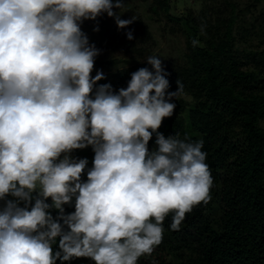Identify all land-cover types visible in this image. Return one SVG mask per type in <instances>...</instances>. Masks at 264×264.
Wrapping results in <instances>:
<instances>
[{"label": "clouds", "instance_id": "1", "mask_svg": "<svg viewBox=\"0 0 264 264\" xmlns=\"http://www.w3.org/2000/svg\"><path fill=\"white\" fill-rule=\"evenodd\" d=\"M123 6L0 0V264H137L162 242L169 214L179 231L187 213L211 200L203 141L158 131L183 91L179 80L168 91L161 59L148 56L152 70L131 73L118 92L97 86L102 71L91 75L100 50L81 25L106 13L125 29L136 18L121 19L114 9ZM89 146L95 155L83 181L88 160L70 154Z\"/></svg>", "mask_w": 264, "mask_h": 264}, {"label": "trees", "instance_id": "2", "mask_svg": "<svg viewBox=\"0 0 264 264\" xmlns=\"http://www.w3.org/2000/svg\"><path fill=\"white\" fill-rule=\"evenodd\" d=\"M142 1L148 2L147 11L155 21L166 22L162 32L173 21L177 27L171 25V34H187L185 50L162 65L169 74L168 91L175 92L179 80L183 84L180 94L190 96L193 102L186 107L181 101H169L176 107L158 131L165 137L178 134L182 140H202L213 185L211 200L187 213L179 231L170 229L171 214L165 218L162 242L137 264H264V37H260L262 49L251 42L259 38V29L264 30V22L258 21L264 13L247 20L248 14L257 11L260 0H210L206 10L196 13L188 9L181 15L170 12L178 0ZM134 17L125 29L111 27L100 17L105 41L114 45L127 42L135 52L146 50L143 48L154 38L141 16ZM129 31L132 40L127 39ZM193 39L198 41L195 47ZM239 42L249 46L245 53L237 47ZM117 64L118 57L113 54L95 58L97 67L116 68L97 86L111 84L115 92L127 87L131 73L139 68L117 69ZM155 139L153 133L150 151L156 147ZM70 155L88 160L81 177L86 181L95 155L92 148L76 149ZM3 204L0 201V207ZM64 209L66 214L74 212V202L65 204ZM50 212L54 218L58 215L55 209ZM58 243L59 238L54 250H58ZM65 264L94 262L79 258Z\"/></svg>", "mask_w": 264, "mask_h": 264}, {"label": "rangeland", "instance_id": "3", "mask_svg": "<svg viewBox=\"0 0 264 264\" xmlns=\"http://www.w3.org/2000/svg\"><path fill=\"white\" fill-rule=\"evenodd\" d=\"M209 1L210 0H178L173 3V7L170 12L174 15H181L188 9H193L196 13H199L202 9H207ZM223 1L224 0H216L215 2L218 3ZM147 8L148 2L142 0H125L124 6L121 9H114V11H117L121 17H126V15H128L129 19H131L135 16V14L141 16L143 22L146 24L148 30L152 33V37L154 38L149 47L143 48L146 49L143 51L135 52L127 42L114 45L105 41L107 38H104V34H102L103 29L100 27L99 18L103 17L106 19V21L110 23L111 27V24L116 25L114 18L108 17L106 13L98 17L96 21H84L81 25V30L87 35L89 43L94 44L95 47L100 50V54L97 57L101 55L109 56L110 54H113L118 57L117 69H128L130 66H135L140 69L142 67L151 68V65H149L146 61L148 56H158L163 64L167 59L180 55L185 50V43L187 41L186 32L184 31L177 34H171L169 32L171 25H175V27H177L173 21L168 22L165 28L166 32H162L164 31L163 28L166 22L155 21L154 18L150 16L151 14L148 13ZM263 13L264 0H260L257 11L253 15L248 14L247 20L258 17ZM160 18L163 19L161 16ZM258 21L264 22V17H260ZM97 26L99 31H94V28ZM111 32H113V30H111ZM258 35H260L259 38L251 40V42L254 45L261 46L260 48L262 49L263 45L260 42V37L261 39L264 37V30L261 32V29H259ZM237 47L245 53V48H248L249 46L239 42ZM98 70L102 71L104 75L110 76L116 68L106 69L104 67H97L94 65L91 75L95 76ZM173 101H181L186 107L193 102L192 98L186 94H179L177 99L174 98ZM261 126L264 127V120H262ZM8 199H12V197L9 196Z\"/></svg>", "mask_w": 264, "mask_h": 264}]
</instances>
